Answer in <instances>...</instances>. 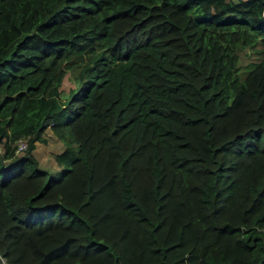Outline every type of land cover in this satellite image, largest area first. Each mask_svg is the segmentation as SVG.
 <instances>
[{
  "label": "trees",
  "instance_id": "1",
  "mask_svg": "<svg viewBox=\"0 0 264 264\" xmlns=\"http://www.w3.org/2000/svg\"><path fill=\"white\" fill-rule=\"evenodd\" d=\"M0 255L264 264V0H0Z\"/></svg>",
  "mask_w": 264,
  "mask_h": 264
},
{
  "label": "rangeland",
  "instance_id": "2",
  "mask_svg": "<svg viewBox=\"0 0 264 264\" xmlns=\"http://www.w3.org/2000/svg\"><path fill=\"white\" fill-rule=\"evenodd\" d=\"M255 53L250 49L245 50L241 56V64H247L252 60L256 59ZM78 69L69 70L63 80L61 86V98L64 100L69 95L70 89L74 88L78 81L76 79V74ZM47 138L46 143L38 142L36 149L34 151L36 158L39 161V165L46 169L51 175L59 176L63 170L62 166H59L53 158L56 152L62 151V143L56 138L51 130H47L45 133Z\"/></svg>",
  "mask_w": 264,
  "mask_h": 264
},
{
  "label": "built area",
  "instance_id": "3",
  "mask_svg": "<svg viewBox=\"0 0 264 264\" xmlns=\"http://www.w3.org/2000/svg\"><path fill=\"white\" fill-rule=\"evenodd\" d=\"M27 148V141L24 139L18 140V148L17 152H22ZM0 264H7L5 259L1 257L0 255Z\"/></svg>",
  "mask_w": 264,
  "mask_h": 264
},
{
  "label": "crops",
  "instance_id": "4",
  "mask_svg": "<svg viewBox=\"0 0 264 264\" xmlns=\"http://www.w3.org/2000/svg\"><path fill=\"white\" fill-rule=\"evenodd\" d=\"M49 131V130H48Z\"/></svg>",
  "mask_w": 264,
  "mask_h": 264
}]
</instances>
